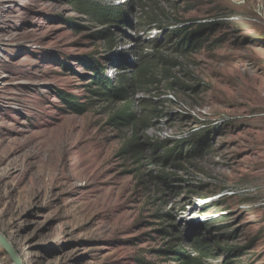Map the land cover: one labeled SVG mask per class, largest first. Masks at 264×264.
Returning a JSON list of instances; mask_svg holds the SVG:
<instances>
[{"label":"rangeland","instance_id":"1","mask_svg":"<svg viewBox=\"0 0 264 264\" xmlns=\"http://www.w3.org/2000/svg\"><path fill=\"white\" fill-rule=\"evenodd\" d=\"M80 1L0 0V232L22 264H169L196 238L207 264H264V0ZM140 104L145 130L115 120ZM201 132L192 158L151 152Z\"/></svg>","mask_w":264,"mask_h":264},{"label":"trees","instance_id":"2","mask_svg":"<svg viewBox=\"0 0 264 264\" xmlns=\"http://www.w3.org/2000/svg\"><path fill=\"white\" fill-rule=\"evenodd\" d=\"M87 1L89 2L90 0ZM88 10L92 11L95 22H98V24L102 26L116 27L120 24L126 23V18L123 11L121 10V7L111 5L103 6L89 3V7L86 8V10L83 9V12H87ZM198 34L199 31H191L189 27H181L167 31V38L168 40L175 41V44L178 46V52L183 53L187 52V50H189L193 46L194 42L197 40ZM146 68H148V66H140L136 71V75H139L142 71L144 72ZM91 70L93 72L91 84H95V91H92V94L98 97H103L107 100H119L122 102L126 101L124 88L116 86V84L113 83L109 78L99 74V69H95L92 67ZM66 102L75 106L76 109H74V111L76 113L82 114L84 112V109H80V107H78V105H76V103H74L72 100L68 99L66 100ZM139 110L140 115L135 117L130 112H128V109H124L115 117V120L121 121L123 122V124L130 122L135 126V129L141 127L145 130L149 118L145 117L142 112L149 111L150 106L146 104H140ZM202 137V132L198 133V135L191 134L186 138L175 140L173 142V145L169 149H163V147L160 146V143L154 144L152 145L153 149H151V152H159L161 154L162 160H166L170 157L173 159L179 156L181 146L186 144L187 148L184 149L185 155L187 158H192L198 152L196 144L202 140ZM129 146H137L134 139L130 141ZM129 150L133 152L137 151V149ZM206 251L207 245H204L203 241H200V239L196 238L191 243H189V250L176 248L169 249L167 251H164L163 253L168 255V260L170 261L169 264H207L204 262Z\"/></svg>","mask_w":264,"mask_h":264},{"label":"water","instance_id":"3","mask_svg":"<svg viewBox=\"0 0 264 264\" xmlns=\"http://www.w3.org/2000/svg\"><path fill=\"white\" fill-rule=\"evenodd\" d=\"M0 248L7 255L11 264H22V261L20 260L16 250L1 232H0Z\"/></svg>","mask_w":264,"mask_h":264}]
</instances>
